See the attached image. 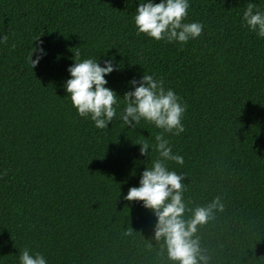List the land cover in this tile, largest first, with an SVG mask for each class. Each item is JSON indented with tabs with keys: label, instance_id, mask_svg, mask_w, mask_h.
<instances>
[{
	"label": "trees",
	"instance_id": "16d2710c",
	"mask_svg": "<svg viewBox=\"0 0 264 264\" xmlns=\"http://www.w3.org/2000/svg\"><path fill=\"white\" fill-rule=\"evenodd\" d=\"M139 3L0 0V264H20L25 248L46 264H170L156 255L154 213L124 199L159 158L162 130L120 119L144 73L187 105L185 131L165 134L184 158L166 163L186 176L185 202L222 197L224 211L198 233L209 264H264V38L243 21L248 3L264 12V0H189L184 22L204 27L186 44L137 35ZM33 48L43 51L34 69ZM74 58L116 68L105 76L118 95L108 128L71 103Z\"/></svg>",
	"mask_w": 264,
	"mask_h": 264
},
{
	"label": "clouds",
	"instance_id": "9594fccd",
	"mask_svg": "<svg viewBox=\"0 0 264 264\" xmlns=\"http://www.w3.org/2000/svg\"><path fill=\"white\" fill-rule=\"evenodd\" d=\"M189 7V0H160L159 3L140 0L134 17L137 35L144 34L167 43L186 44L190 39L195 40L201 36L204 25L184 22ZM243 21L250 31L264 38V12L259 11L255 3H248ZM7 40V35L0 37V42L6 43ZM38 51L40 55L33 60V53ZM42 55V48L32 49L28 57L32 69L39 64ZM74 61L68 68L71 78L65 82L73 107L80 117H90L96 128H108L116 117L115 106L118 104L117 93L106 87L108 82L105 79L116 70L113 62L108 60L101 67L94 59L79 61L74 58ZM130 85L134 91L126 92L122 99L125 107L120 119L124 125L133 129L144 120L162 131L155 136L156 144L152 146L159 158L146 167L139 187L129 188L124 199L143 202V206L154 213L157 223L153 239L158 245V258L166 255L170 264H209L211 256L202 247L198 233L216 219L217 213L224 211L222 197L218 195L204 206L189 207L184 200L187 189L183 181L186 176L169 170L166 163H184L182 156L173 154L165 134L178 136L185 131L182 121L187 105L174 91L165 89L163 78L156 79L154 75L144 73L140 81L133 79ZM136 144L141 146L140 155L148 157L149 142L144 140ZM133 232L130 227L124 235L131 236ZM148 247L152 249V243ZM20 264H46V260L41 253L33 254L25 248L20 252Z\"/></svg>",
	"mask_w": 264,
	"mask_h": 264
}]
</instances>
